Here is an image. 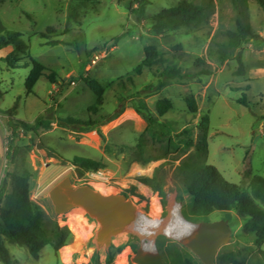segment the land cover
<instances>
[{"label":"rangeland","instance_id":"obj_1","mask_svg":"<svg viewBox=\"0 0 264 264\" xmlns=\"http://www.w3.org/2000/svg\"><path fill=\"white\" fill-rule=\"evenodd\" d=\"M181 1L150 0L140 23L127 9L130 0L87 4L76 0H0V37L18 36L15 44L0 49V110L16 107V118L32 124L49 108L61 118L101 122L100 133L97 129L74 132L55 123L50 129L22 134L16 143L18 157L11 163L7 159L8 117L0 112V185L6 172L35 173L33 203L74 236L58 257L47 246L39 259H34L26 248L6 242L16 264H134V248L142 247L136 233L117 231L109 235V243L99 245L96 235L100 224L96 220L81 209L56 211L51 192L65 179L74 186L88 185L101 194L119 195L144 218L154 221L160 231L153 239L165 259L169 245H182L178 237L169 235L180 230L184 221L190 227L195 223L182 216L189 194L177 175L180 160H159L143 166L133 152L147 129V122L133 107L141 98L159 122L172 124L175 133L186 127L196 129L201 117L208 114V162L229 182L250 192L251 179L264 177V67H260L264 66V11L254 0H187L198 5L213 4L207 20L176 32L154 33V16ZM238 19L249 24L258 37L246 41L221 64L210 48L215 43H226L223 33L235 30ZM115 37L121 38L112 46ZM149 45L157 46L169 64L191 77L163 78L160 73L165 65L137 74L135 70L144 61ZM239 50L243 52L246 76L236 75ZM96 54L101 57L94 62ZM8 58L15 60V66ZM197 59L206 62L211 75H198L201 68L196 66ZM32 60L46 70L29 92L26 82ZM53 73L56 83L49 80ZM86 77L98 80L105 88L104 104L97 113L89 111L96 98ZM162 81L165 85L160 87ZM243 96L248 106L238 102ZM190 97L197 101L196 115L188 109ZM165 98L172 102L173 109L160 117L156 104ZM117 109L121 113L106 121L104 116ZM198 138L196 130L195 140ZM76 157L101 161L106 167L82 175L81 169L73 165ZM157 168L165 181L164 197L140 182L152 178ZM133 187L141 198L131 193ZM206 220H227L232 227V238L222 253L240 250L251 257L253 251L257 255L252 258L253 264H264L256 253L254 237L244 234L245 221L236 210L229 214L214 212ZM108 252L113 255L111 263L107 261Z\"/></svg>","mask_w":264,"mask_h":264},{"label":"trees","instance_id":"obj_2","mask_svg":"<svg viewBox=\"0 0 264 264\" xmlns=\"http://www.w3.org/2000/svg\"><path fill=\"white\" fill-rule=\"evenodd\" d=\"M75 1V0H73ZM82 4L96 3L97 0H76ZM247 3L248 0H243ZM264 11V0H254ZM150 0H130L127 5L128 11L133 13L138 22L145 18L146 9ZM213 3V2H212ZM213 5V4H212ZM198 5L183 0L177 5L165 8L153 18L152 31L157 35L168 32L180 31L184 28H191L207 20L213 11V6ZM135 7V8H134ZM16 35L0 37V49L15 44ZM226 43H215L210 48L215 53L221 64L241 46L258 36L249 24L237 21L235 30H227L223 33ZM121 37L112 39L110 45H117ZM58 44V42H55ZM238 68L236 75L246 76L247 67L243 60V52L239 50L236 57ZM10 65L15 66V60L8 58ZM33 68L26 82V89L31 92L41 77L45 74L46 68L32 60ZM165 65L160 73L161 77L167 79L191 77L183 73V70L167 62L164 55L157 46L149 45L145 48V59L137 66L136 73L142 74L144 69ZM196 66L201 68L198 75H211L206 68L207 64L203 59H197ZM264 67V66H260ZM49 80L56 83V74H51ZM85 82L94 93L95 104L89 108L90 112L97 113L104 104L105 88L96 79L86 77ZM165 83L162 81L160 87ZM2 94L0 92V99ZM240 104L248 106L246 96L238 100ZM187 106L191 114L196 115L199 111L197 101L194 97L187 99ZM136 112L147 122L146 131L140 136L137 146L133 149L135 159L143 166L159 160L174 161L180 160L177 167V175L189 194L188 202L182 208L183 218L190 223L199 224L207 221L206 218L214 212L229 214L236 210L241 219L245 221L243 232L247 236L254 237L256 253L264 260V177L254 176L250 182V192L244 191L240 185L229 182L222 173L213 165L209 164V130L210 116H202L198 127H186L180 133L170 123L159 122L158 118L151 114L149 107L141 98L134 104ZM173 109L172 102L165 98L160 99L156 104V112L162 117ZM117 109L114 113L105 117L111 121L121 113ZM0 112H2L0 110ZM8 117V130L10 132L7 159L15 163L19 154L17 140L22 134L37 133L40 129H50L53 124L67 128L74 132H87L99 130L100 121L78 120L75 118H61L49 108L42 115L38 116L35 123H29L16 118V107L3 111ZM199 131V138L195 140V132ZM100 133V130H99ZM102 135V134H101ZM103 137V136H102ZM154 151L156 154H152ZM73 165L81 169V174L98 172L106 166L101 161L83 157H76ZM36 174L26 171L23 174L6 172L0 185V263L16 264L6 242L11 245L26 248L34 259H39L42 250L51 246L58 257L59 251L72 243L74 236L67 227H61L58 222L40 210L31 199L32 181ZM142 184L165 196V181L157 168L152 178H143ZM131 193L139 198L142 196L133 187ZM157 244L158 241H157ZM137 252L138 249H135ZM223 247L218 253L216 264H253V257L257 255L252 251L251 257L237 250L222 253ZM164 257V256H163ZM113 255L108 252L107 261L111 263ZM166 264H202L187 248L179 244H171L168 247Z\"/></svg>","mask_w":264,"mask_h":264},{"label":"water","instance_id":"obj_3","mask_svg":"<svg viewBox=\"0 0 264 264\" xmlns=\"http://www.w3.org/2000/svg\"><path fill=\"white\" fill-rule=\"evenodd\" d=\"M51 197L58 213L81 209L90 218L96 220L100 224V230L96 235L97 244L109 243L110 233L105 223L111 211V197L96 192L88 185L74 186L69 179L56 186L51 192ZM118 197L123 198L119 195ZM194 226L195 230L179 240L180 243L202 264H216L220 249L228 245L232 238L229 221H203ZM132 261L134 264H166L157 248L149 251L143 246L134 254Z\"/></svg>","mask_w":264,"mask_h":264},{"label":"bare ground","instance_id":"obj_4","mask_svg":"<svg viewBox=\"0 0 264 264\" xmlns=\"http://www.w3.org/2000/svg\"><path fill=\"white\" fill-rule=\"evenodd\" d=\"M104 196L111 197V211L106 220V227L109 233L117 231H131L136 233L142 240V246L149 250L154 251L156 248L155 233L160 229L155 226L154 221L144 218L143 213L137 211L134 206L126 201L124 198H119L116 194H103ZM195 226L188 225L184 221L180 230L171 233L170 237L181 240L188 236L195 230ZM71 255V254H70Z\"/></svg>","mask_w":264,"mask_h":264},{"label":"built area","instance_id":"obj_5","mask_svg":"<svg viewBox=\"0 0 264 264\" xmlns=\"http://www.w3.org/2000/svg\"><path fill=\"white\" fill-rule=\"evenodd\" d=\"M100 54H96L95 56H94V62H96V61H99L100 60Z\"/></svg>","mask_w":264,"mask_h":264}]
</instances>
